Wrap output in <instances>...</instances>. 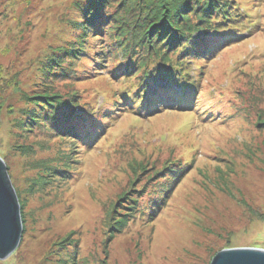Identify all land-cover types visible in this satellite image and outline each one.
Instances as JSON below:
<instances>
[{"label":"rangeland","instance_id":"1","mask_svg":"<svg viewBox=\"0 0 264 264\" xmlns=\"http://www.w3.org/2000/svg\"><path fill=\"white\" fill-rule=\"evenodd\" d=\"M76 1L0 0V157L23 226L19 246L0 264H210L224 249H264V0H236L256 20L255 29L222 44L206 63L195 61L202 65L193 76L192 103L194 97L202 102L198 113L194 103L154 115L121 113L92 143L74 144L67 140L71 133H49L45 126L26 132L18 121L23 94H41L50 86L63 95L78 93L74 100L80 105L68 119L56 113L62 127L85 130L75 117H89L82 103L95 109L100 124L104 108L115 117L112 95L121 85L105 75L107 70L86 75L91 64L85 57L75 63L71 80L48 81L42 75L52 50L75 38L70 21L77 19ZM94 37L88 36L87 46L98 45ZM153 63L161 62L150 61L149 67ZM159 76L152 88L166 84ZM65 152L71 170L64 181L56 170ZM169 162L181 169L179 179L162 208L147 216L155 180L163 179L154 175ZM40 165H50L52 181L32 187L42 174ZM124 193L145 213L107 240L111 218L129 213L123 206L128 200L118 201ZM70 234L76 248H62Z\"/></svg>","mask_w":264,"mask_h":264},{"label":"trees","instance_id":"2","mask_svg":"<svg viewBox=\"0 0 264 264\" xmlns=\"http://www.w3.org/2000/svg\"><path fill=\"white\" fill-rule=\"evenodd\" d=\"M74 5L78 14L76 20L70 21V25L76 31L75 38L66 46L52 50V54L43 61L42 75L48 81L71 80L76 76L75 63L85 57L91 64L86 75L90 71L100 75L107 70L105 75L112 82L120 83L121 87L112 95L111 106L116 111L113 113L115 117L107 114L111 113V109L104 108L101 116L99 114L104 123L102 121L100 124L94 119L95 109L90 110V105L82 103V112L89 117H75L85 130L62 127L57 124L56 113L60 112L68 119L72 109L80 105L79 101L74 100L78 93L75 91L63 95L50 86L41 94H23L25 106L18 121V127L24 128L26 132H32L34 126H45L49 133L50 130L71 133L74 137L67 140L74 144L78 143L77 140L92 143L95 135L103 132L106 124L121 113L154 115L161 109L189 108L193 103V111L198 113L202 102L194 97L192 103L197 85L193 76L196 71H201L202 65L194 64L195 61L206 63L217 55L222 44L226 47L239 41L244 35L252 33L257 25L256 20L250 19L253 16L246 12V8L238 5L236 0H80L74 2ZM90 34L96 36L92 38L98 44L96 47L87 46ZM89 49L93 51L88 57L84 53ZM150 61L161 63H153L149 67ZM157 75L166 84L152 88ZM135 103L138 104L137 108L133 106ZM75 151L71 150V153ZM68 159L67 152L62 154V168L56 170L64 174V181L68 179L66 171L71 170ZM172 165L174 162L167 163L154 175L163 179L155 180L154 185L158 188L152 189L154 196L148 200L150 212L147 216H152L162 208L172 186L179 179L178 171L181 169H173ZM40 168L42 174L34 180L32 187L36 186L37 181H41V185L52 181L48 180L53 173L50 165H40ZM144 190L143 186L137 193L141 195ZM126 194L118 201L127 199L129 205H118L121 209L128 207L129 213L118 217L113 216L114 210L110 211L109 218H113L107 224L110 233L107 240L113 238L115 233L122 232L130 218L145 213L138 206V200L127 198ZM113 209H116L115 205ZM71 235L59 244L62 248L66 245L76 248L77 241ZM70 256L74 261V255Z\"/></svg>","mask_w":264,"mask_h":264},{"label":"water","instance_id":"3","mask_svg":"<svg viewBox=\"0 0 264 264\" xmlns=\"http://www.w3.org/2000/svg\"><path fill=\"white\" fill-rule=\"evenodd\" d=\"M23 232L20 205L7 166L0 157V260L19 246ZM210 264H264V249L233 248L216 253Z\"/></svg>","mask_w":264,"mask_h":264},{"label":"bare ground","instance_id":"4","mask_svg":"<svg viewBox=\"0 0 264 264\" xmlns=\"http://www.w3.org/2000/svg\"><path fill=\"white\" fill-rule=\"evenodd\" d=\"M263 237V235H261Z\"/></svg>","mask_w":264,"mask_h":264}]
</instances>
